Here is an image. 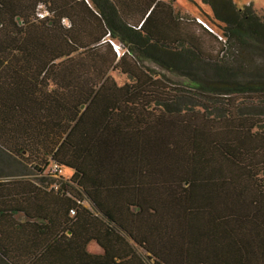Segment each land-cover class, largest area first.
Masks as SVG:
<instances>
[{"label":"trees","instance_id":"1","mask_svg":"<svg viewBox=\"0 0 264 264\" xmlns=\"http://www.w3.org/2000/svg\"><path fill=\"white\" fill-rule=\"evenodd\" d=\"M174 3L0 0V150L70 172L0 180L4 264H264V16Z\"/></svg>","mask_w":264,"mask_h":264},{"label":"rangeland","instance_id":"2","mask_svg":"<svg viewBox=\"0 0 264 264\" xmlns=\"http://www.w3.org/2000/svg\"><path fill=\"white\" fill-rule=\"evenodd\" d=\"M234 2L239 8H244L251 5L260 15L264 16V0H234ZM176 8L182 14H184L182 15L184 18L193 19L199 17L203 22H206L214 30L215 33L223 36L222 28L207 20L206 13H210V9L208 6L204 5L201 0H176ZM203 39L209 46H217L212 39L206 37H203ZM145 65L155 73L159 74L165 80L172 83V85L174 86H181L187 83L186 78L180 77L177 74L163 69L162 67L154 63H145ZM114 77L117 79L119 84H123V82L125 81L123 77H120L115 73ZM46 172L40 175L35 172L29 165L21 161L20 158L0 150V180L12 177H24L33 181H37L39 178L45 179L47 181L55 180L52 179L53 177L48 176L49 173L47 174ZM62 177L64 179L69 178L70 172L68 170H64L62 173ZM87 251L90 254H97L101 252L99 247H97L93 242H90L87 245ZM137 251H139V253L143 256L146 255L145 252L139 248L137 249ZM0 264L4 263L0 260Z\"/></svg>","mask_w":264,"mask_h":264},{"label":"crops","instance_id":"3","mask_svg":"<svg viewBox=\"0 0 264 264\" xmlns=\"http://www.w3.org/2000/svg\"><path fill=\"white\" fill-rule=\"evenodd\" d=\"M165 2H167L168 0H164ZM201 2H202V0H201ZM174 7H175V9L177 10V12H179L180 13V15L182 16V15H184V14H182L177 8H176V0H175V3H174ZM209 7V6H208ZM209 9H210V7H209ZM207 15V18H210L211 16H212V11H211V9H210V13H206ZM186 15H188V14H186ZM197 18H199V17H197ZM22 178H24V177H12V178H6V179H8V180H14V179H22ZM24 179H27V178H24ZM2 180H5V179H2ZM28 180H30V179H28ZM30 181H32L33 183H35V184H37V181H33V180H30ZM96 245V244H95ZM97 246V245H96ZM97 247H99V246H97ZM99 249H100V253H97V254H101L102 253V250H101V248L99 247ZM86 251H87V246H86ZM88 252V251H87ZM89 253V252H88Z\"/></svg>","mask_w":264,"mask_h":264},{"label":"built area","instance_id":"4","mask_svg":"<svg viewBox=\"0 0 264 264\" xmlns=\"http://www.w3.org/2000/svg\"><path fill=\"white\" fill-rule=\"evenodd\" d=\"M199 22L203 24L204 27L208 28L209 30H211V28L202 20L199 19ZM116 50L119 52L118 47L116 46ZM50 173H51V177H58L62 174V171L59 167L57 166H53L50 169Z\"/></svg>","mask_w":264,"mask_h":264}]
</instances>
